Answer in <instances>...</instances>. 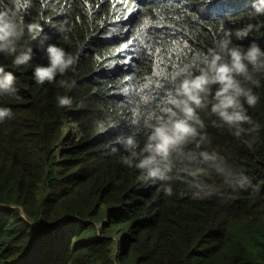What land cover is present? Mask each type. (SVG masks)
I'll return each instance as SVG.
<instances>
[{
  "label": "trees",
  "instance_id": "trees-1",
  "mask_svg": "<svg viewBox=\"0 0 264 264\" xmlns=\"http://www.w3.org/2000/svg\"><path fill=\"white\" fill-rule=\"evenodd\" d=\"M257 3L0 0V10L43 30L21 43L33 50L28 64L17 67L0 54L18 89L0 95V108L12 111L0 122V264H264V72L255 74L259 86L245 84L259 97L255 107L244 105L259 129L237 138L227 126H213L220 122L210 110L200 112L210 142L188 145L196 161L177 162L169 181L152 182L123 164L128 153L119 143L135 135L142 146L180 69L198 70L199 58L226 32L232 45L255 42L264 50ZM132 5L139 11L129 15ZM160 23L148 44L146 24ZM250 23L253 30L237 39L235 32ZM133 37L135 52L125 47ZM52 43L77 62L56 82L37 84L34 66L48 63L45 48ZM61 79L74 86H59ZM62 95L71 106H58ZM67 122L81 133L65 139L58 155ZM200 152L246 180L225 183ZM197 183L213 194L193 198Z\"/></svg>",
  "mask_w": 264,
  "mask_h": 264
},
{
  "label": "clouds",
  "instance_id": "clouds-1",
  "mask_svg": "<svg viewBox=\"0 0 264 264\" xmlns=\"http://www.w3.org/2000/svg\"><path fill=\"white\" fill-rule=\"evenodd\" d=\"M133 8L137 10L132 13L139 11L136 5H132ZM254 12L256 15H264V0L254 5ZM254 27L250 23L244 29L237 30L235 36L243 39ZM57 30L64 31L63 28ZM42 31L38 24H25L15 11L0 10V54L12 57V64L17 67L28 64L33 58V50L30 46L21 48V43L26 35L35 39ZM231 36V32H226L225 38L218 42L216 48L209 49L199 58L202 66L198 70L194 71L190 66L180 69L178 78H174V87L169 90L166 105L148 126L142 146L135 135L119 140L128 153L121 157L123 164L140 169L152 182L171 180L170 173L177 162H194L197 159L195 152L186 151L188 145L195 144L200 148L206 141L210 142L207 125L200 116L203 111L210 110L218 118L220 123L214 122L213 126H227L237 138L245 132L253 133L259 129L244 106L247 104L248 107H255L259 97L245 84L250 82L259 86L255 74L264 72V50L255 42L247 48L232 45ZM44 38H47L46 35ZM45 52L48 63L37 64L33 69V77L41 85L56 82L57 76H63L72 69L78 59L54 43L47 44ZM59 86L71 89L74 82L61 79ZM17 91L15 75L0 65V95H15ZM57 103L61 108L68 107L72 104V98L67 95L58 96ZM11 116L10 108H0V122ZM245 124L251 127L245 129ZM80 133L77 123L67 122L56 153H61L65 139L77 137ZM199 156L205 162H213L212 166L225 183H231L236 178L246 180L243 173L237 177L222 161L217 162L214 154L200 152ZM195 187L198 190L192 193L193 198L204 199L213 194V189L206 184L197 183ZM163 190L167 195H172L171 186H163Z\"/></svg>",
  "mask_w": 264,
  "mask_h": 264
},
{
  "label": "snow or ice",
  "instance_id": "snow-or-ice-1",
  "mask_svg": "<svg viewBox=\"0 0 264 264\" xmlns=\"http://www.w3.org/2000/svg\"><path fill=\"white\" fill-rule=\"evenodd\" d=\"M119 2H122V3H126L127 0H119ZM137 9L133 8V9H129V15L132 14V12L136 11ZM125 19H127V17H125ZM156 26H160L162 27L163 26V23H160V24H146L145 26V29L143 30L144 31V35H145V40L148 44H150L152 41V34H151V28L152 27H156ZM136 43V38L133 37V38H130L128 40V43L125 45L126 48H131V46ZM131 50L133 52H135V49L134 48H131ZM123 51V49H122ZM131 60V57H129L128 59H126L124 62L125 63H129V61ZM161 63H163V61L161 60Z\"/></svg>",
  "mask_w": 264,
  "mask_h": 264
}]
</instances>
